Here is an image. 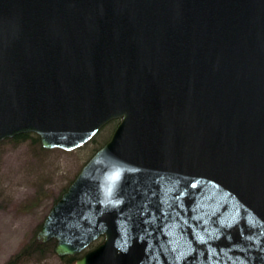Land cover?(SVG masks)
<instances>
[{"label": "water", "instance_id": "95a60500", "mask_svg": "<svg viewBox=\"0 0 264 264\" xmlns=\"http://www.w3.org/2000/svg\"><path fill=\"white\" fill-rule=\"evenodd\" d=\"M117 119L39 243L103 238L74 264H264V0H0V142L72 151Z\"/></svg>", "mask_w": 264, "mask_h": 264}, {"label": "rangeland", "instance_id": "374dc122", "mask_svg": "<svg viewBox=\"0 0 264 264\" xmlns=\"http://www.w3.org/2000/svg\"><path fill=\"white\" fill-rule=\"evenodd\" d=\"M104 128L96 135L98 143L111 131L110 127ZM93 146L88 144L65 151L30 148L27 143L8 141L0 145V264L36 234L38 224L46 217L55 197L75 177L91 155ZM88 249L90 247L84 251ZM23 264L67 263L46 250Z\"/></svg>", "mask_w": 264, "mask_h": 264}, {"label": "trees", "instance_id": "16d2710c", "mask_svg": "<svg viewBox=\"0 0 264 264\" xmlns=\"http://www.w3.org/2000/svg\"><path fill=\"white\" fill-rule=\"evenodd\" d=\"M118 121H119L118 119L117 120H112V121L109 122L111 124H106L104 126L106 128L110 127L111 131L109 132V134L104 139L102 137L103 142H101V143L97 142V140H96V135L97 134H96L92 139H90V141L86 142L84 145H82L81 147L78 148V149H81V148H84L85 146H87L88 144H94V146L92 148L91 155L86 159V161L82 164V166L108 140V138L110 137V135H111V133H112V131L114 129V126L118 123ZM106 128H104V130ZM7 141L8 142H12V143H27L30 148L39 147L40 149H44V148H42L40 146L39 136L36 133H33V132H26V133H22V134L13 136L11 138L4 139V140H2L0 142V145L2 143H4V142H7ZM82 166H81V168H82ZM77 173H76V175H77ZM73 179L69 182V184L73 181ZM69 184L58 194V196L55 197V199H54L52 204H54L58 200V198L62 195V193L67 189ZM42 223H43V220L38 224L37 229H36V233L39 230V228L41 227ZM102 239H103L102 237L98 238L96 241L92 242L88 247L92 248V247L96 246L97 244H99L102 241ZM54 246H55V241L54 240H50V241H48L46 243H39L36 240V234H34L30 239H28L24 243H22L19 246L18 250L14 254H12L3 264H23L26 260L32 258L33 256H38V254L43 255L46 252V250H49L50 252L54 253ZM81 255H82V253L76 254L74 256H63V257H61V259L64 262H66L67 264H74L75 261Z\"/></svg>", "mask_w": 264, "mask_h": 264}, {"label": "clouds", "instance_id": "9594fccd", "mask_svg": "<svg viewBox=\"0 0 264 264\" xmlns=\"http://www.w3.org/2000/svg\"><path fill=\"white\" fill-rule=\"evenodd\" d=\"M126 167L117 162L109 167L99 179L98 191L103 205H118L120 187L124 180Z\"/></svg>", "mask_w": 264, "mask_h": 264}]
</instances>
